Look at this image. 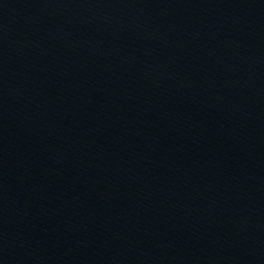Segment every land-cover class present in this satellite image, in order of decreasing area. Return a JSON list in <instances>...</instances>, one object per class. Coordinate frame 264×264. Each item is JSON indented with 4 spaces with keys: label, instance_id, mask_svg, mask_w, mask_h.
<instances>
[{
    "label": "water",
    "instance_id": "obj_1",
    "mask_svg": "<svg viewBox=\"0 0 264 264\" xmlns=\"http://www.w3.org/2000/svg\"><path fill=\"white\" fill-rule=\"evenodd\" d=\"M0 264H264V0H0Z\"/></svg>",
    "mask_w": 264,
    "mask_h": 264
}]
</instances>
